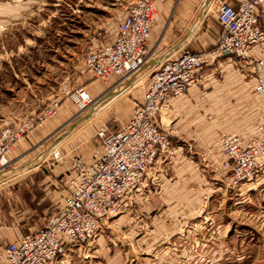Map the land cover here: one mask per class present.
Segmentation results:
<instances>
[{
    "label": "rangeland",
    "instance_id": "rangeland-1",
    "mask_svg": "<svg viewBox=\"0 0 264 264\" xmlns=\"http://www.w3.org/2000/svg\"><path fill=\"white\" fill-rule=\"evenodd\" d=\"M131 1L0 0V135L7 128L40 119L42 126L35 129L50 131L27 158L15 157L20 151L18 144L14 146L8 167L0 173L2 241H13L43 225L50 211L62 203L65 191L60 180L67 174L70 158L89 159L99 148L100 129L120 130L133 103L140 100L145 81H133L134 85L99 116L105 102L98 109L95 102L93 107L80 109L81 103L74 101L80 88L97 100L100 91L85 88L89 83L85 79L97 80L85 71V57L113 41ZM204 1L194 0L195 11ZM216 7L214 0L206 14L213 24ZM254 50L257 53L251 54L260 56L264 46ZM230 58L236 61L235 73L242 81L254 78L248 66ZM215 66L203 68L201 77L215 69L213 76L218 78ZM106 82L97 80L94 85L102 89ZM115 88L119 91L122 87ZM54 105L57 107L49 115ZM165 113L167 120L173 119L171 111ZM86 115L95 118L83 121ZM59 137L54 152L61 159L56 160L46 151ZM252 183L248 189L230 186L214 207L204 195L197 214L174 213L161 204L151 211L148 184L90 246L66 257L64 264H264V181Z\"/></svg>",
    "mask_w": 264,
    "mask_h": 264
},
{
    "label": "built area",
    "instance_id": "built-area-1",
    "mask_svg": "<svg viewBox=\"0 0 264 264\" xmlns=\"http://www.w3.org/2000/svg\"><path fill=\"white\" fill-rule=\"evenodd\" d=\"M157 1L132 0L113 41L86 55L84 68L93 79L106 82L116 77L123 83L141 73L150 58L146 45L155 24ZM215 12L220 25L215 45L197 53L183 51L177 59L145 73L143 99L133 103L127 124L116 132L100 129L99 148L89 161L70 158L67 174L60 180L65 191L62 203L50 211L39 229L0 243V264H64L74 248L90 246L108 222L148 188L146 178L156 162H173L175 150L157 119L171 110L172 100L186 95L203 68L216 65L223 57L239 59L252 70L254 93L264 96V53L251 54L264 46V0H217ZM77 94L80 109L93 107L95 100L84 88ZM42 122L28 120L1 133L0 173L9 165L14 144ZM217 144L226 158L222 166L227 168L230 186L257 179L264 161V113L257 120L256 135L248 142L236 133H221ZM54 151V159L60 160Z\"/></svg>",
    "mask_w": 264,
    "mask_h": 264
},
{
    "label": "crops",
    "instance_id": "crops-1",
    "mask_svg": "<svg viewBox=\"0 0 264 264\" xmlns=\"http://www.w3.org/2000/svg\"><path fill=\"white\" fill-rule=\"evenodd\" d=\"M193 2L194 0H158L155 3V24L146 45L150 58L139 77L137 75L123 83H117L119 79L112 77L107 80L102 89L94 85L97 80L85 79L89 82L85 88L93 93L100 91L99 96H96L99 101L96 109L100 108L99 104L106 103L96 116L117 102L134 85L133 81H145V73L157 64L166 60H175L183 51L197 53L215 45L220 25L216 16H212L215 24L206 16L214 0H209L197 11H195L196 3ZM201 12L202 15L198 19ZM204 16H206L205 19ZM195 18L198 19L196 25L190 29L191 22ZM251 53H257V50L253 49ZM215 67L219 70L218 78L213 76L215 69H208L207 71L210 72L206 76H199L183 98L171 101L172 120L168 119L164 123L162 117L157 119L158 126L168 134L170 142H175L177 145L173 146L175 150L173 162L165 165L158 160L152 173L146 178L151 187L147 205L151 211H155L158 204H161L174 213L197 214L204 203L202 201L204 195L211 200L213 207L216 203L220 204L225 192L230 191L227 170L220 168V165L226 162L217 144L220 134L236 133L244 143L256 135L257 120L264 113V96L254 93L255 78L242 81L235 73L236 61L230 57L220 59ZM116 83L117 85L114 86ZM116 86L122 88L116 91ZM144 87L138 101L143 99ZM166 116L168 117L167 113ZM129 119L130 116L123 126ZM48 130L35 129L23 135L14 144V146L18 144L20 151V154L15 157L27 158L34 154L36 151L34 148L48 137L50 132ZM190 142H196L197 145ZM32 150L33 152L29 153ZM90 159L91 157L87 161ZM260 164L259 172L262 173L254 180L257 181L256 184L262 179L264 181V161ZM252 182L243 183L242 189H248L253 185ZM195 190H198L197 193ZM205 204L207 205V202ZM167 228L168 232L172 231L170 227ZM18 237L13 241H16ZM13 241L0 239V243ZM79 250L74 248L72 254Z\"/></svg>",
    "mask_w": 264,
    "mask_h": 264
},
{
    "label": "water",
    "instance_id": "water-1",
    "mask_svg": "<svg viewBox=\"0 0 264 264\" xmlns=\"http://www.w3.org/2000/svg\"><path fill=\"white\" fill-rule=\"evenodd\" d=\"M209 0H205L204 2H203V4H202V7L204 6V4H207V2H208ZM201 7V8H202ZM200 8V9H201ZM199 15L200 16H198L197 18L199 19L200 17H201V15H202V12L201 13H199ZM198 19H194L192 22H191V26H190V29H192V28H194V26L196 25V21L198 20ZM88 117V115H86L84 118H87ZM73 128L71 127L70 128V130H72ZM70 132V131H69ZM68 135V134H67ZM64 136H66V135H64ZM64 136H62V137H64ZM62 137H59V138H57V139H55L54 141H53V143L50 145V147L48 148V150L46 151V154L48 155L50 152H51V150H52V147L55 145V144H57L61 139H62ZM34 165H37V163H34ZM33 165V166H34ZM22 171H18V173H21Z\"/></svg>",
    "mask_w": 264,
    "mask_h": 264
},
{
    "label": "bare ground",
    "instance_id": "bare-ground-1",
    "mask_svg": "<svg viewBox=\"0 0 264 264\" xmlns=\"http://www.w3.org/2000/svg\"><path fill=\"white\" fill-rule=\"evenodd\" d=\"M74 101H75L76 103H78V104L80 103V102H78L77 99H74ZM97 101H98V100H95L94 102L97 103ZM79 106H81V105L79 104ZM165 116H166V113L164 112V113L162 114V119H163L164 123H166V120H167V118H166ZM93 118H94V116H88L87 118H84L83 121H90V120H92ZM73 129H74V128H73ZM69 134H70V132H69ZM69 134H68V135H69ZM68 135H66L65 138H66ZM60 142H61V141H60ZM60 142H58L57 144H55V145L52 147L51 152L54 151V148H55V149L57 148V146L60 144Z\"/></svg>",
    "mask_w": 264,
    "mask_h": 264
}]
</instances>
